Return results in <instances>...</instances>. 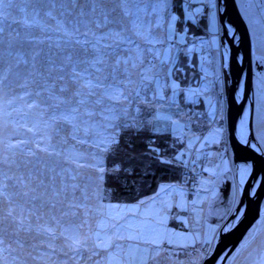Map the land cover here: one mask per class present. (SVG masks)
Instances as JSON below:
<instances>
[{"label": "rangeland", "instance_id": "374dc122", "mask_svg": "<svg viewBox=\"0 0 264 264\" xmlns=\"http://www.w3.org/2000/svg\"><path fill=\"white\" fill-rule=\"evenodd\" d=\"M110 1L108 6H116L118 11L105 10L106 0L102 6L115 23L99 28L92 22L97 21L95 15L81 16V6L73 8L67 0H55V6L50 0H4L0 5V17L15 21L0 22V236L6 244L26 241L24 248L28 246V251L21 252L26 264H162L163 260L166 264H203L213 254L219 232L232 220L241 202L234 159L230 158L227 168L234 171L231 178L216 169L205 150L210 147L234 153L226 136L230 130L228 118L217 110L229 109L223 89L225 76L220 69L228 62L221 63L225 54L219 29L210 24L208 34L196 36L198 39L176 30L178 16L168 15L170 10L176 13V0ZM210 1L211 5L207 0H189L184 5L185 20L198 21L202 15L209 18L210 11L215 17L218 0ZM237 1L241 16L252 29V49L257 52L253 59L255 63L262 59L264 64V0ZM83 10L90 12L89 7ZM6 25H12L11 29ZM77 27L79 32L75 31ZM84 27L90 31L87 37L82 35ZM85 40L88 43H83ZM85 47L93 56L86 58L81 50ZM197 47L207 56L204 53L200 61H193L199 56L195 54ZM175 49L176 56L186 59L189 67L194 64L200 70L201 63L202 69H212L190 73L192 80L183 86L185 90L191 86L192 96L201 100L191 111L194 114L186 115L188 105H184L180 106L181 117L170 115L166 120L159 109L178 106L172 103L179 100L182 89L173 78L171 59ZM75 50L81 56L74 58L70 67ZM51 57L58 65L65 61L57 65L64 79L58 86L52 73L54 63L47 59ZM72 68L81 74L71 83L74 88L81 79L95 86L90 79L93 76H102V86L90 90L80 82L75 88L80 94H72L69 88L73 87L67 82H73ZM184 69L179 70L186 77L189 69ZM34 72L42 76L40 82ZM104 78H109V85ZM241 84L245 88L243 80ZM253 89L254 131L264 151V138L259 132L263 125L255 126L256 119L264 121V70L259 66L253 70ZM7 94L10 101L4 100ZM240 99L245 100L238 95ZM80 100L82 104L77 103ZM195 103L192 101V105ZM182 117L187 123L180 121ZM121 119L136 125L144 121L174 124L158 132L171 133L184 144L180 161L181 175L188 178L186 184L161 182L153 194L138 203L89 204L90 196L100 195L85 188L88 169L79 168L77 161L89 159L85 154L96 151L95 144L111 134L107 133L108 125ZM187 159L191 161L188 165ZM74 184L80 188L74 190ZM60 200L67 204L60 206ZM76 204L83 209L81 217L67 208ZM261 235L264 214L225 264H259L264 256V249H259L264 244ZM187 250L194 252L178 257ZM39 251L42 256L36 260L33 255ZM5 255L0 243V258L5 259Z\"/></svg>", "mask_w": 264, "mask_h": 264}, {"label": "water", "instance_id": "95a60500", "mask_svg": "<svg viewBox=\"0 0 264 264\" xmlns=\"http://www.w3.org/2000/svg\"><path fill=\"white\" fill-rule=\"evenodd\" d=\"M217 10L224 28L221 42L223 50L227 53L224 52V56L228 57L225 60L229 66L227 68L232 70L243 65L240 72L236 69L233 72L226 71L229 74L225 75L229 94V133L235 154L234 163L241 190V202L231 216L232 220L219 232V240L213 254L203 264H216L221 259V264H225L247 231L264 214V151L255 137L253 124L254 89L250 33L236 0H218ZM242 80L245 82V88L242 87ZM238 95H242L245 100H238Z\"/></svg>", "mask_w": 264, "mask_h": 264}, {"label": "trees", "instance_id": "16d2710c", "mask_svg": "<svg viewBox=\"0 0 264 264\" xmlns=\"http://www.w3.org/2000/svg\"><path fill=\"white\" fill-rule=\"evenodd\" d=\"M179 1V0H177ZM176 14L178 16V26L182 25L186 27L187 33H190L191 35L195 36H204L208 34V28H209V18L205 15L198 18V21H187L185 20V8L184 2H176ZM194 4L191 3V6ZM63 6V4H62ZM1 9L4 11L5 8L1 7ZM0 22L3 23H12L15 22L13 20H7V18L0 17ZM12 25H6L7 29H11ZM82 32H84L82 30ZM49 50V49H48ZM80 50V49H79ZM79 50H75L79 52ZM47 52V51H46ZM51 56L52 52H48ZM57 55V54H56ZM46 57V56H45ZM77 58V57H76ZM51 60V62L54 63V69L52 73L55 75V78L62 79L60 74V69L58 66L64 65L65 61L62 62L60 65L57 64L56 60L51 58H47ZM17 59H13V62H16ZM68 59H66L67 61ZM69 61V60H68ZM71 64H73V61H71ZM58 65V66H57ZM56 72V73H55ZM37 77V82L41 81L42 76H38L35 72L33 73ZM52 74V75H53ZM181 72H177L176 76L179 77L181 85L186 86L187 81L192 80L189 76L190 71H186V77L185 79L181 78ZM54 78V79H55ZM99 80H102V76L96 77ZM105 79V78H104ZM11 95V94H10ZM183 95V94H181ZM8 96V94H7ZM6 96V101H10L11 98L9 96ZM184 96V95H183ZM12 97H14L12 95ZM15 98V97H14ZM197 104L192 105L186 104V107L188 105V111L191 112L195 110V108L198 106V100L196 101ZM194 103V102H193ZM200 118L202 115L199 113L197 114ZM201 115V116H200ZM197 120L199 118L197 117ZM141 126V128H143ZM121 147H123L124 144H132L135 148V154H128L127 152H123L121 154V158L123 160V163L121 164V167H129L134 170V174L136 175L135 181H129L127 187H123L119 189L118 191H113L112 193H101L102 201L108 202V203H114V202H124V203H138L141 202L144 198L150 196L154 193V191L157 189L159 183H168V184H174L177 182H183L186 184V180L183 178L182 174V166L180 161V155L182 153V144L179 142L178 139L173 137L171 133H154L153 131H146L141 130L138 135H133L130 139L126 132L123 130H120L117 134ZM152 139L155 141L156 147L160 149L159 156L162 157L166 161H170V163H160L156 159H154L151 155H142V149L144 146L149 142V140ZM232 178V176H231ZM3 186L4 184L1 183ZM200 188V187H199ZM188 191V189H186ZM223 197V195H222ZM213 216V215H212ZM221 222V220H220ZM0 239L2 241L1 245L3 246V249L6 251V258H0V262L6 260L7 262H4L5 264H26L27 260L23 258V255L21 252L24 253V251H28L27 248H24V244L27 245L25 240H16L14 242H4V239L0 236ZM17 247V248H16ZM20 248V249H19ZM42 251V250H41ZM41 251L38 252V255H33L34 258L37 260L42 256Z\"/></svg>", "mask_w": 264, "mask_h": 264}, {"label": "snow or ice", "instance_id": "6c2138e0", "mask_svg": "<svg viewBox=\"0 0 264 264\" xmlns=\"http://www.w3.org/2000/svg\"><path fill=\"white\" fill-rule=\"evenodd\" d=\"M50 2L55 6V0H50ZM4 3V0H0V5ZM67 3L71 5L73 8L77 6H81L80 15L84 16L87 14L95 15L99 13V16L102 19L97 21H92L95 23L97 28L103 26H107L109 23H115V21H110L108 15L104 12L101 7L103 0H67ZM84 7H89L90 12L85 13ZM50 14V13H49ZM2 15V13H0ZM76 32H79L80 29L77 27L75 29ZM85 37H87V31L82 33ZM117 37L119 36V32L115 34ZM77 44H82L80 40L76 41ZM83 43H88L85 40ZM108 47H112V45H108ZM85 53L89 52L88 48H83ZM120 61L117 60V64ZM63 70V69H61ZM72 76L71 79L73 83L77 81V78L81 75L76 68H72ZM61 91H65L64 88H61ZM77 92L75 95H79ZM121 95H123L121 93ZM139 94L137 93V96ZM127 99V97H124ZM78 104H82L83 101H77ZM78 111L79 109H74ZM144 127L136 124L123 123V124H115L113 125L112 133L106 137L101 139L98 143L95 144L96 151L90 154V158L88 160H80L77 161L79 168H87L88 175L85 178V188H92L94 192L99 195L101 193H112L113 191H118L123 187H127L128 182L135 181L136 175L134 174V170L129 167H121L123 160L121 158V154L123 152H127L132 155L135 154V148L132 144H124L121 147L120 139L117 135V132L123 130L127 133L129 139L133 135H138L141 130L153 131L154 133L158 132L159 125L152 124L150 121L143 122ZM160 149L156 147L155 141L150 139L149 142L142 149V155H151L154 159H156L160 163H170V161L164 160L159 156ZM51 154V153H50ZM75 179V177H73ZM74 190L80 188V185H72ZM163 191H167V189H162ZM71 207H80V205H70ZM11 216V213H9ZM2 243V241H0ZM99 247V246H98ZM259 264H264V256L261 257Z\"/></svg>", "mask_w": 264, "mask_h": 264}, {"label": "bare ground", "instance_id": "6f19581e", "mask_svg": "<svg viewBox=\"0 0 264 264\" xmlns=\"http://www.w3.org/2000/svg\"><path fill=\"white\" fill-rule=\"evenodd\" d=\"M118 1V0H117ZM177 2V0L174 2V4ZM188 2H189V0H184V3H185V5H188ZM236 2H237V5H238V1L236 0ZM106 5L107 6H105V10H107V8L109 9H111L113 12H116V11H118L119 9H117V7L116 6H108V4H111V1L110 0H106ZM207 3L208 4H210L211 5V1L210 0H207ZM213 3H215V2H213ZM217 4V3H216ZM119 7H120V5H118ZM217 6H218V4H217ZM239 6V5H238ZM101 7L103 8V6L101 5ZM168 12V11H167ZM172 14H176L173 10H170L169 11V13H168V15H172ZM177 15V14H176ZM203 16V15H202ZM95 17H97L96 19L97 20H100V19H102V17H100L99 16V13H97V14H95ZM211 17H209V26H210V24L212 23V25L214 26H216V29H219V34H220V36H219V41H221V38L224 36V28H223V24H222V21H221V17H220V14H219V11L217 10L216 11V15H215V17H214V20H213V18H211ZM90 21V20H89ZM246 22V21H245ZM246 26H247V28H248V30H249V33H250V39L252 38V36H251V33H252V29H251V26H250V24L249 23H247L246 22ZM179 28V31L181 32V33H185V34H187V30H186V27L185 26H182V25H180V26H178L177 25V27H176V30ZM210 28L211 27H209L208 28V31L210 30ZM84 29H85V31H87V32H90L89 31V28L88 27H84ZM84 31V32H85ZM93 34V33H92ZM194 37H195V39H198V38H200V37H196L195 35H193ZM216 36V35H215ZM251 41H252V39H251ZM214 47V46H213ZM215 48V47H214ZM220 49V48H219ZM82 51H83V49H81ZM221 50V49H220ZM225 52V51H224ZM205 53V56H207V53H206V51L204 52V50L203 49H199L198 47L196 48V50H195V54H197V56L198 57H196V58H194L193 59V61H200L202 58H201V55L202 54H204ZM226 53V52H225ZM255 53L257 54V52H254L253 51V49H252V67H253V70H254V68H255V70L258 68V66L259 67H261L262 68V70H264V64H262V59H259V60H257L256 59V61H257V63H255V61H254V59H253V56L255 57ZM84 54L86 55V58H89V56H93V54H91V52H88V53H85L84 52ZM227 54V53H226ZM239 55H241L242 53H238ZM79 55L81 56V54H80V52H76V51H73L72 53H71V56L73 57L72 59H71V61H73L74 60V58H76V57H79ZM259 55V54H258ZM263 58H264V55L262 56ZM226 59H228V57H222L221 56V63L223 64L224 62H225V60ZM172 61H173V73H174V76H173V78L176 80V82H178L179 83V85L181 86V93L178 95V98H179V100H177L176 99V102L174 101L173 103H172V105L173 104H175L176 103V105H178V106H175V108H173V107H169V108H161V109H159V113H163L164 115H169V114H172L170 111V108L171 109H174L173 111H174V113L176 114V115H179V112L181 111L180 110V106H184L185 105V107H186V104H187V100H189V101H193V102H196L197 101V97H195V96H192V95H194V90L191 88V86L189 87L188 86V88H187V90H185L184 88H183V86L181 85V82H180V79H179V77H177L176 76V73L177 72H181L179 69H181V68H187V69H189V71H190V73L191 74H198V73H202V71L204 70L205 72H211V69H212V67L211 66H207L205 69L203 68H201L202 67V65H201V63H199L200 64V70H199V68H198V66H196V65H192V67H189V65H188V62H186V59H180V55H177L176 56V49L174 50V56H173V58L171 59ZM213 59H211V61H212ZM192 61V62H193ZM69 64H70V67L72 66V64H71V62L69 61ZM257 64V65H256ZM225 67H221L220 69H221V73L225 76L226 74H229V73H227L226 71H228V72H233V71H235L236 69H237V71H239L240 72V69H243V65H242V67L241 68H234V69H230V68H227V67H229L228 66V63L226 64V65H224ZM240 66V65H239ZM57 69H59V68H57ZM184 69V70H185ZM218 72H219V70L216 72V74H218ZM94 78V79H93ZM93 78L92 77H90V79L94 82L93 84L96 86V85H100V86H102V81H100L98 78H96L95 76H93ZM115 78V77H114ZM181 78L182 79H185V75H182L181 74ZM231 78V77H230ZM116 79V78H115ZM106 82L107 81H109V78H105L104 79ZM224 80H225V78H224ZM59 82H63L62 81V79H56L55 78V86H58L59 85ZM68 82V84H69V86H71V87H73L72 85H71V83L72 84H74L73 82H71V81H67ZM67 82H65V83H67ZM84 83L87 87H88V89H90L91 90V88H97V87H95V86H89V85H87L86 84V82L85 81H83L82 79L80 80V81H78L76 84H75V88H76V86H79V84H81V83ZM101 82V83H100ZM105 82V83H106ZM252 83H253V79H252ZM63 84V83H62ZM106 84H108L109 85V82H107ZM105 84V85H106ZM68 86V87H69ZM75 88L73 87V88H69V89H72L71 90V93L72 94H75V92H76V90H77V88H76V90H75ZM223 89H224V95H225V99L228 101V89H227V85H225V84H223ZM101 92H102V90H101ZM181 94H183V95H181ZM217 97V96H216ZM98 98V97H97ZM97 98H96V100H97ZM198 99H200V97H198ZM199 102H201V100L199 101ZM196 104H197V102H196ZM199 104V103H198ZM74 105V104H73ZM200 111H202L203 112V109H202V106L200 107V109H199ZM217 110H218V112L219 113H221V114H223V115H225V116H227V118H228V121H229V117H228V113L227 114H224L223 112H228V110H226V107H224V109L223 110H221V109H218L217 108ZM211 111H212V109H211ZM181 113V112H180ZM185 114L187 115V114H189V115H191V114H194V113H192V112H185ZM153 115H155L154 113H153ZM87 117H88V115H87ZM86 116H84L83 117V120H85V122H88V120H86V118H87ZM186 118V117H185ZM254 118H256L255 116H254ZM180 121H183L184 123H187V118L186 119H184L183 117L180 119ZM260 124V125H263V128H260V130H259V132H260V134L262 135V138H264V121L262 120V119H260L259 121H258V119H256V121H255V126H256V124ZM117 124H123V120L121 119V121H119V123L117 122ZM138 125V124H137ZM109 126V131L107 132V133H112V131H113V125L112 124H109L108 125ZM139 126H143V123H141V125H139ZM159 126H161V125H159ZM256 128V127H255ZM193 129H194V127H193ZM255 132V131H254ZM257 132V131H256ZM104 132L102 131V134H103ZM119 133V131L117 132V134ZM230 133L229 134H227L226 133V136L230 139ZM255 137H256V139L257 140H259L258 139V137H257V134L255 133ZM196 146H198V145H196ZM205 150H208L207 151V153H209L210 154V156L208 157V160H209V158H210V161L211 162H213L214 163V165L216 166V169L217 170H219L221 173H223V174H225V175H230V176H234V171L232 170V171H229V169H227V168H222L223 166H224V164H225V162L223 161L224 159H222L220 156H218L219 155V153H218V151L220 152V150H218V149H215V148H210V147H206V149ZM205 150H202V151H204L205 152ZM202 151H200V152H202ZM213 151H216L214 154H213ZM91 153H87V154H85V156H89ZM200 154H204V153H200ZM224 155H226V156H229L230 158H232V159H234V157H235V154L234 153H226V152H224L223 153ZM208 156V155H207ZM207 156H206V158H207ZM191 157V156H190ZM193 157H195V156H193ZM87 159V158H86ZM88 160V159H87ZM197 161V160H196ZM191 163V161L189 160V159H187L186 160V165H188V164H190ZM234 165H235V163H234ZM235 168H236V165H235ZM187 177H185V179H186ZM188 179V178H187ZM177 183H179V182H177ZM238 183V182H237ZM176 183H174V185H175ZM201 184V182L200 181H198L197 182V186H198V188L201 186L200 185ZM46 192L48 193L49 191H47L46 190ZM50 194V193H49ZM100 195V194H99ZM188 196V195H187ZM95 196H93V197H89L88 198V203L89 204H102V196L100 195V196H96L95 197V200H93V198H94ZM92 200V201H91ZM103 203H108V202H103ZM118 203H124V202H118ZM67 204V202H65V204L64 203H62L61 202V200H60V206H65ZM81 205V204H80ZM67 208H68V210L69 211H71V212H74V213H76V215L75 216H83L84 214H83V209H80V208H76L75 210H72L71 209V206H67ZM71 209V210H70ZM73 214V213H72ZM90 216H92V215H90ZM264 237V235H261V238H263ZM259 249H264V244H260V247H259ZM195 250V249H194ZM194 250L192 251H185V252H181V253H179L178 255V257H187V253L190 255L191 253H193L194 252ZM198 250H196V252H197ZM252 252V251H251ZM180 255H185V256H180ZM212 255V254H211ZM251 257H252V253H251ZM251 257L249 258V259H251ZM255 257H258V256H255ZM244 258V257H243ZM162 264H166V263H164V260L161 262Z\"/></svg>", "mask_w": 264, "mask_h": 264}, {"label": "crops", "instance_id": "0c3cea01", "mask_svg": "<svg viewBox=\"0 0 264 264\" xmlns=\"http://www.w3.org/2000/svg\"><path fill=\"white\" fill-rule=\"evenodd\" d=\"M210 13V16L209 17H211V18H213L214 19V15H213V11H210L209 12ZM202 14H199V16H201ZM210 18V19H211ZM212 24V23H211ZM174 109H171V113L172 114H169V115H166L167 117L166 118H168V119H166V120H169L170 118H169V116L171 115H174V116H182V112L180 113L179 112V115H176L175 113H174V111H173ZM184 114V113H183ZM155 124L156 125H161V126H159V128H158V130L159 129H162V130H168L171 126H173L174 124H171L170 122L168 123V122H164L163 121V123H161V121L160 122H155ZM176 130H178V129H180L179 127H174ZM220 154L218 155V156H220L222 159H224L223 161L225 162V164H224V166L222 167V168H230V157H228V156H226V155H224L222 152H219ZM212 164L214 165V163L212 162ZM215 166V165H214ZM216 167V166H215ZM175 187V186H174ZM172 192L174 193L175 191L174 190H172Z\"/></svg>", "mask_w": 264, "mask_h": 264}, {"label": "built area", "instance_id": "2783aa9c", "mask_svg": "<svg viewBox=\"0 0 264 264\" xmlns=\"http://www.w3.org/2000/svg\"><path fill=\"white\" fill-rule=\"evenodd\" d=\"M198 182V181H197Z\"/></svg>", "mask_w": 264, "mask_h": 264}]
</instances>
